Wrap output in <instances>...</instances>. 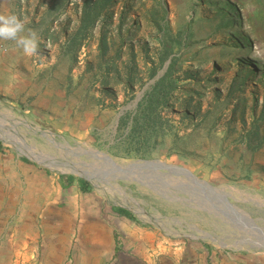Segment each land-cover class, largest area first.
Returning <instances> with one entry per match:
<instances>
[{"label": "rangeland", "instance_id": "1", "mask_svg": "<svg viewBox=\"0 0 264 264\" xmlns=\"http://www.w3.org/2000/svg\"><path fill=\"white\" fill-rule=\"evenodd\" d=\"M0 14L17 15L39 45L26 56L0 40V264H40L23 235L62 200L60 175L97 211L128 210L162 244L155 264L178 247L181 264L194 253L205 264L207 252L264 258L250 247V228L264 233V0H0ZM165 66L168 84L147 87ZM66 147L185 168L228 195L230 217L128 180H84L98 161Z\"/></svg>", "mask_w": 264, "mask_h": 264}, {"label": "crops", "instance_id": "2", "mask_svg": "<svg viewBox=\"0 0 264 264\" xmlns=\"http://www.w3.org/2000/svg\"><path fill=\"white\" fill-rule=\"evenodd\" d=\"M18 167L21 170L25 169L24 164ZM54 184L52 195L55 192H63L62 200L60 196L55 199V204L47 203L50 210L38 211L36 216L41 219L43 227L23 235L24 239L34 238L38 243L40 252L44 254L40 264L156 263L154 259L156 249L159 250L162 244H156L157 248H153L154 237L151 232L136 227L134 221L119 216L113 208L108 211L100 207L97 211L94 205L83 202L82 197L76 193V183H71L69 176L60 175ZM79 192L82 193L81 190ZM59 202H64V209L69 215H62L57 211ZM120 240L128 246L129 254L120 251ZM163 248L169 249L165 246ZM180 253L179 247L167 252V255L173 257L166 259L165 264H181L183 261L180 262ZM203 257L206 259L204 262H207L205 264H208V260L210 264H217V261L218 264H264V258L248 256L228 259L207 252ZM192 259V264H204L196 253Z\"/></svg>", "mask_w": 264, "mask_h": 264}, {"label": "water", "instance_id": "3", "mask_svg": "<svg viewBox=\"0 0 264 264\" xmlns=\"http://www.w3.org/2000/svg\"><path fill=\"white\" fill-rule=\"evenodd\" d=\"M165 69L166 66L163 71L147 85V87L152 85L162 75ZM147 87H145V89ZM145 89H143V92ZM40 134L53 143L54 139L48 137L50 136L49 133L41 132ZM66 149L71 153L80 152L81 154L98 161V168L89 172H81L80 175L84 180L105 182L108 179L119 178L133 182L129 180L127 176L129 173L133 172L137 177L133 178L136 179L133 183L145 188L162 200L179 202L183 205L195 203L203 211L211 212L226 218L230 217L228 214V195L223 190L215 188L196 178L185 168L166 165L158 161H142L129 164L128 168L130 171H127L117 168L107 155L98 151H86L83 149L73 150L69 147H66ZM37 159H40V157ZM39 162L43 165L44 161L40 159ZM250 229L255 234L256 239L250 244V247L262 250L264 233L256 226H253Z\"/></svg>", "mask_w": 264, "mask_h": 264}, {"label": "clouds", "instance_id": "4", "mask_svg": "<svg viewBox=\"0 0 264 264\" xmlns=\"http://www.w3.org/2000/svg\"><path fill=\"white\" fill-rule=\"evenodd\" d=\"M25 25L15 14H0V40H12L22 49L26 56L38 54V36L35 31L29 30L27 35H21Z\"/></svg>", "mask_w": 264, "mask_h": 264}, {"label": "trees", "instance_id": "5", "mask_svg": "<svg viewBox=\"0 0 264 264\" xmlns=\"http://www.w3.org/2000/svg\"><path fill=\"white\" fill-rule=\"evenodd\" d=\"M92 13H94V11L88 13V19H89L88 21H90L91 16L93 15ZM170 74H171V66H169L168 69H167V71H166V72H165V73H164V74H163V75H162L157 81H155L156 84H155L153 90L155 91V90L158 89V88L162 89L163 86H166V85L168 84V76H169ZM173 94H174V93H173ZM150 95H151V94H146L145 97H144V99L146 100ZM161 100H162L161 102L167 101V98H166L165 94H164V96L162 97ZM0 151H1V142H0ZM24 162H26V160H24ZM69 179H70V182H71V183L74 182V177H73V176H69ZM87 185H88V184H87L85 181H83V180L80 181V189H81L82 191L85 190V188H86ZM113 209H114V211H115L119 216H121V217H125V218H127V219H129V220H132V221H135L134 216H133L128 210L123 209V208H115V207H114Z\"/></svg>", "mask_w": 264, "mask_h": 264}, {"label": "bare ground", "instance_id": "6", "mask_svg": "<svg viewBox=\"0 0 264 264\" xmlns=\"http://www.w3.org/2000/svg\"><path fill=\"white\" fill-rule=\"evenodd\" d=\"M133 163V162H132ZM129 164H131V163H122V164H119V163H114V165L117 167V168H119V169H121V170H127V171H130V169L128 168V165ZM128 178H129V180H131V181H136V179H133V178H137L136 176H135V173H133V172H131V173H129L128 175ZM175 178H177V177H175ZM231 190H235V189H231ZM229 204V203H228ZM228 208H230V207H228ZM262 249L264 250V243L262 244Z\"/></svg>", "mask_w": 264, "mask_h": 264}]
</instances>
